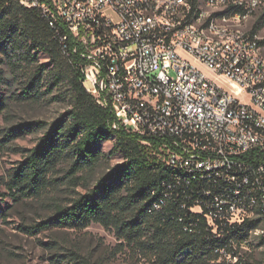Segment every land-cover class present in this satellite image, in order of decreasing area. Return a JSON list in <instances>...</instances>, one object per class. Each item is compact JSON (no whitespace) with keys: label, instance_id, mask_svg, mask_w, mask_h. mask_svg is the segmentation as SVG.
<instances>
[{"label":"built area","instance_id":"built-area-1","mask_svg":"<svg viewBox=\"0 0 264 264\" xmlns=\"http://www.w3.org/2000/svg\"><path fill=\"white\" fill-rule=\"evenodd\" d=\"M16 1L41 14L66 56L71 41L82 85L112 115V130L141 138L157 163L177 173V185L201 181L189 211L214 235L258 220L249 237L260 232L259 244L264 0Z\"/></svg>","mask_w":264,"mask_h":264},{"label":"trees","instance_id":"trees-1","mask_svg":"<svg viewBox=\"0 0 264 264\" xmlns=\"http://www.w3.org/2000/svg\"><path fill=\"white\" fill-rule=\"evenodd\" d=\"M67 47L68 56L39 12L16 0H0V91L7 84L5 66L26 80L16 96L18 102L38 103L53 91L69 101L67 109L51 123L21 124L5 135V140L15 138L16 133L32 126L43 130L35 148L5 183L13 202L47 199L87 182L105 158L122 156V162L101 175L93 189L72 200L70 206L55 204L53 215L30 227L33 231L29 234L83 231L98 224L114 232L120 242L117 251L127 249L151 264H210L219 259L220 251L237 256L233 245L243 243L259 221L219 228L212 234L201 214L189 211L201 197V181L177 185V173L157 163L141 138L112 130V115L99 107L82 85L76 69L83 62L72 54L71 41ZM39 53L48 57L49 65L38 62ZM109 140L114 144L106 155L102 147ZM164 196L165 205L153 210L152 205ZM262 244L264 236L259 240ZM59 249L65 254L54 255L55 264H91L77 249Z\"/></svg>","mask_w":264,"mask_h":264},{"label":"rangeland","instance_id":"rangeland-1","mask_svg":"<svg viewBox=\"0 0 264 264\" xmlns=\"http://www.w3.org/2000/svg\"><path fill=\"white\" fill-rule=\"evenodd\" d=\"M37 57L40 64L49 65L46 55L39 53ZM196 66L208 78L225 86L222 78H216L202 66ZM2 68L7 84L1 86L0 91V100L3 103L0 107V264H55L53 256L65 254V251L59 249L62 247L77 249L91 264H151L147 259L135 256L127 249L117 251L120 242L114 232L98 224H91L83 231L65 229L40 233L34 231L29 234L33 231L30 227L53 215L55 204L62 207L70 206L72 200L93 189L101 175L122 162V156L116 154L109 159L105 158L106 160L87 182H79L75 187L50 194V198L21 199L19 202H13L5 183L12 176L13 170L24 161L29 150L35 148L43 130L32 126L29 131L22 129L23 131L16 133L15 138L5 140V135H8L7 132L11 128L21 124L51 123L67 109L69 101L62 98L64 94L59 96L57 91H53L38 103H20L16 96L20 94L25 78L22 74H12L5 66ZM113 144V140L105 142L102 151L107 155ZM260 234L256 232L248 238L246 244L236 246L234 248L236 257L226 255L210 264L263 263L264 246L258 244ZM53 244H57L58 247L55 249Z\"/></svg>","mask_w":264,"mask_h":264}]
</instances>
